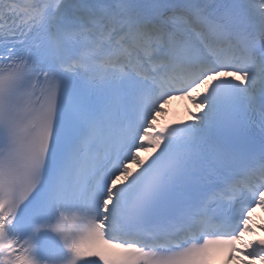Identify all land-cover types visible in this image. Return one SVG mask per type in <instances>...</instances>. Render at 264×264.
Returning <instances> with one entry per match:
<instances>
[{
    "label": "snow or ice",
    "instance_id": "6c2138e0",
    "mask_svg": "<svg viewBox=\"0 0 264 264\" xmlns=\"http://www.w3.org/2000/svg\"><path fill=\"white\" fill-rule=\"evenodd\" d=\"M258 208L264 0H0V264H264Z\"/></svg>",
    "mask_w": 264,
    "mask_h": 264
},
{
    "label": "bare ground",
    "instance_id": "6f19581e",
    "mask_svg": "<svg viewBox=\"0 0 264 264\" xmlns=\"http://www.w3.org/2000/svg\"><path fill=\"white\" fill-rule=\"evenodd\" d=\"M173 104H176L178 107L183 108V114L187 115L188 113L191 114V112L196 111V103L195 101L191 100L190 98L182 95H175L173 98L170 100ZM142 153V152H141ZM260 209L258 208L256 210V216L258 218V215L260 213Z\"/></svg>",
    "mask_w": 264,
    "mask_h": 264
},
{
    "label": "rangeland",
    "instance_id": "374dc122",
    "mask_svg": "<svg viewBox=\"0 0 264 264\" xmlns=\"http://www.w3.org/2000/svg\"><path fill=\"white\" fill-rule=\"evenodd\" d=\"M164 107H165V105H164ZM195 108H196V106H195ZM262 217H264V211H261L260 215L258 216V218H262Z\"/></svg>",
    "mask_w": 264,
    "mask_h": 264
}]
</instances>
